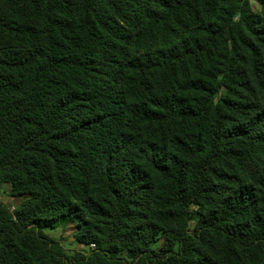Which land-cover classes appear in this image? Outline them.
<instances>
[{
	"label": "trees",
	"instance_id": "1",
	"mask_svg": "<svg viewBox=\"0 0 264 264\" xmlns=\"http://www.w3.org/2000/svg\"><path fill=\"white\" fill-rule=\"evenodd\" d=\"M249 1L0 0V264H264Z\"/></svg>",
	"mask_w": 264,
	"mask_h": 264
},
{
	"label": "rangeland",
	"instance_id": "2",
	"mask_svg": "<svg viewBox=\"0 0 264 264\" xmlns=\"http://www.w3.org/2000/svg\"><path fill=\"white\" fill-rule=\"evenodd\" d=\"M250 7L253 11H256L260 8L259 0H250ZM21 200L13 197L10 194V186L4 185L0 188V203L6 206L10 211H13L19 204ZM194 227V221L189 223V230L192 231ZM53 239L57 240L66 255H71L74 252H79L86 254L92 248L91 246H85L76 239V230L73 225L67 224H58L57 227L48 229L45 231ZM164 239L163 236H160L157 243L154 245V249L158 251L163 245Z\"/></svg>",
	"mask_w": 264,
	"mask_h": 264
}]
</instances>
